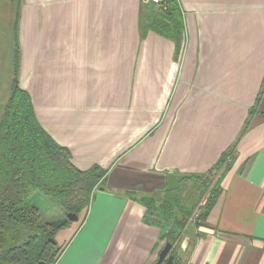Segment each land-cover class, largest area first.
Returning <instances> with one entry per match:
<instances>
[{
	"label": "crops",
	"instance_id": "obj_1",
	"mask_svg": "<svg viewBox=\"0 0 264 264\" xmlns=\"http://www.w3.org/2000/svg\"><path fill=\"white\" fill-rule=\"evenodd\" d=\"M20 3L19 87L76 168L107 170L85 216L56 234L55 264H153L170 224L143 200L229 149L180 264H264V0H178V56L141 28V0Z\"/></svg>",
	"mask_w": 264,
	"mask_h": 264
},
{
	"label": "trees",
	"instance_id": "obj_2",
	"mask_svg": "<svg viewBox=\"0 0 264 264\" xmlns=\"http://www.w3.org/2000/svg\"><path fill=\"white\" fill-rule=\"evenodd\" d=\"M139 19L144 32L150 30L171 40L175 55H179L184 24L178 0H162L158 5L142 3ZM13 65L10 94L0 116V264H55L63 248L54 249V236L72 223L67 214L77 215L78 220L85 216L95 190L103 185L107 170L97 165L79 170L71 162L70 151L57 144L41 127L30 95L18 85V40ZM231 153L232 149L223 152L208 172L189 175L187 179L202 186L190 194L182 196L174 189L163 191L160 203H156L155 195L143 200L148 213L157 212L170 224L163 238L171 244L169 254L175 264H180L178 245L188 227L193 222L198 226L213 208L220 180L229 170ZM218 172L217 180L205 194ZM189 196H192L191 203H187ZM42 197L63 212L62 220L41 223L36 202ZM203 198L204 204L198 208ZM194 212L196 217L192 219Z\"/></svg>",
	"mask_w": 264,
	"mask_h": 264
},
{
	"label": "rangeland",
	"instance_id": "obj_3",
	"mask_svg": "<svg viewBox=\"0 0 264 264\" xmlns=\"http://www.w3.org/2000/svg\"><path fill=\"white\" fill-rule=\"evenodd\" d=\"M21 5L22 4L20 3V0H0V116L2 113L3 105L6 103L7 98L10 94L11 81L13 79L12 78L13 76L12 72L14 68L13 57L17 45L15 14L18 8V12L20 15ZM219 173L220 172H218L213 176V178L211 179L212 183L210 187L207 189L205 194L209 193V190L214 184V182L217 180ZM200 185L201 184H199L198 182H195L190 179H186L183 182H181V184H179L177 189L181 195L183 194L182 196H185L187 193L190 194L192 191H195L196 188H201L202 186ZM153 193L154 192H151L148 195V197L151 198L154 195ZM139 194L143 197L147 196V195H143V193H139ZM146 199L148 198L145 197V200ZM191 199L192 196H189L187 203H191L190 202ZM156 201H157L156 203H160L159 200ZM36 203L40 208L41 223L45 224V223L57 222L64 218L63 212L57 206H55V204L52 203L49 199L42 197L41 199H38ZM200 203L201 202H199V204ZM55 237L56 235L54 236V240ZM63 245H64L63 243H60L58 245L56 242V246L54 247V249L62 248Z\"/></svg>",
	"mask_w": 264,
	"mask_h": 264
},
{
	"label": "water",
	"instance_id": "obj_4",
	"mask_svg": "<svg viewBox=\"0 0 264 264\" xmlns=\"http://www.w3.org/2000/svg\"><path fill=\"white\" fill-rule=\"evenodd\" d=\"M189 175H176L174 173H168L166 176V186L164 188L165 191H172L177 187L178 182L182 181L183 179L188 178ZM160 191H155L156 199L160 200ZM67 219L70 222H77L78 217L75 214H67ZM171 250V244L166 243L162 250L158 254L157 260L153 264H175L174 257L169 254ZM43 264V263H42Z\"/></svg>",
	"mask_w": 264,
	"mask_h": 264
},
{
	"label": "built area",
	"instance_id": "obj_5",
	"mask_svg": "<svg viewBox=\"0 0 264 264\" xmlns=\"http://www.w3.org/2000/svg\"><path fill=\"white\" fill-rule=\"evenodd\" d=\"M161 2H162V0H141V3H143V4H155V5H158ZM204 201H205V199L203 198V200L201 201V203L199 204V206L203 205L204 204ZM199 206H198V208H199ZM195 213L196 212L193 213V215L191 217L192 219L196 217Z\"/></svg>",
	"mask_w": 264,
	"mask_h": 264
}]
</instances>
